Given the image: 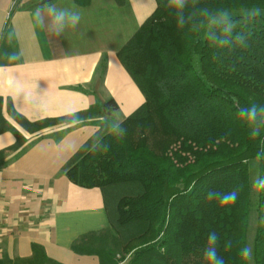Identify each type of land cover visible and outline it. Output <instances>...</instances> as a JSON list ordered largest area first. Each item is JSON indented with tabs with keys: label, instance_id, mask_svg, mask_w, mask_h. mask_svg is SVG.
<instances>
[{
	"label": "trees",
	"instance_id": "obj_1",
	"mask_svg": "<svg viewBox=\"0 0 264 264\" xmlns=\"http://www.w3.org/2000/svg\"><path fill=\"white\" fill-rule=\"evenodd\" d=\"M118 55L146 100L122 121V135L102 120L64 167L73 183L105 192L111 221L108 230L75 241L73 251L96 255L100 264H205L215 233L224 264H250L241 256L245 247L253 264H264V0H157ZM253 105L261 115L250 126L242 110ZM117 109L110 99L35 122L13 115L37 133ZM6 131L16 142L0 150V169L28 142L2 113L0 98V133ZM209 193L236 198L222 204ZM10 264L61 263L34 244L31 259Z\"/></svg>",
	"mask_w": 264,
	"mask_h": 264
},
{
	"label": "crops",
	"instance_id": "obj_2",
	"mask_svg": "<svg viewBox=\"0 0 264 264\" xmlns=\"http://www.w3.org/2000/svg\"><path fill=\"white\" fill-rule=\"evenodd\" d=\"M45 0H0V98L2 113L28 139L19 156L0 169V260H28L33 245L61 264H100L73 251L86 234L111 228L107 196L99 187L73 183L65 165L100 129L122 121L146 100L118 52L157 8V0H54L75 8L80 21L60 36L37 23ZM114 99L119 109L79 126L30 133L13 111L35 122L85 111ZM0 133V150L13 146Z\"/></svg>",
	"mask_w": 264,
	"mask_h": 264
},
{
	"label": "clouds",
	"instance_id": "obj_3",
	"mask_svg": "<svg viewBox=\"0 0 264 264\" xmlns=\"http://www.w3.org/2000/svg\"><path fill=\"white\" fill-rule=\"evenodd\" d=\"M35 17L37 23L46 27L47 31L54 35L60 36L67 28L75 27L80 21V13L75 8L60 7L54 0H45L35 10ZM264 112V110H261ZM243 118L249 125H255L261 113L258 112L257 106L253 105L248 109L242 110ZM264 122V121H262ZM122 120L117 116L109 121V131L115 135H122L123 129L121 127ZM260 188H264V182L259 184ZM208 198L219 199L220 203L227 204L234 202L235 193H209ZM218 237L215 233L209 235V243L204 251L205 264H224L223 258L216 250V241ZM252 250L250 247L241 249V256L244 259H250Z\"/></svg>",
	"mask_w": 264,
	"mask_h": 264
},
{
	"label": "rangeland",
	"instance_id": "obj_4",
	"mask_svg": "<svg viewBox=\"0 0 264 264\" xmlns=\"http://www.w3.org/2000/svg\"><path fill=\"white\" fill-rule=\"evenodd\" d=\"M255 218H256V215L255 213L252 214L251 216V235H250V241H251V244H252V239H253V236H254V233H255ZM118 249V252L121 253V245L117 248ZM127 262L125 263H122V264H126ZM250 264H253V256L251 255V258H250Z\"/></svg>",
	"mask_w": 264,
	"mask_h": 264
}]
</instances>
